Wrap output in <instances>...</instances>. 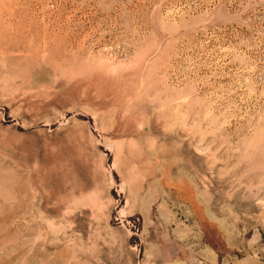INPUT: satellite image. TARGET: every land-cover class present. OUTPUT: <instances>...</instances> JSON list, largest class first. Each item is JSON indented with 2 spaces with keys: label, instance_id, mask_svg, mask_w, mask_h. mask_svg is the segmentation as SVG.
I'll return each mask as SVG.
<instances>
[{
  "label": "rangeland",
  "instance_id": "374dc122",
  "mask_svg": "<svg viewBox=\"0 0 264 264\" xmlns=\"http://www.w3.org/2000/svg\"><path fill=\"white\" fill-rule=\"evenodd\" d=\"M0 264H264V0H0Z\"/></svg>",
  "mask_w": 264,
  "mask_h": 264
}]
</instances>
